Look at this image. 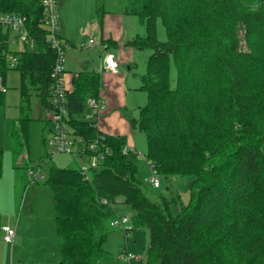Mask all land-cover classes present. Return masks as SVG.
<instances>
[{
	"label": "trees",
	"instance_id": "1",
	"mask_svg": "<svg viewBox=\"0 0 264 264\" xmlns=\"http://www.w3.org/2000/svg\"><path fill=\"white\" fill-rule=\"evenodd\" d=\"M0 2L28 15L36 42L11 50L8 35L0 33V75L20 73V130L12 123L10 135L15 167L27 172L30 100L36 91L45 110L53 107L57 52L40 2ZM126 11L145 27L128 43L151 50L140 86L147 100L129 117L130 125L145 134L146 158L158 177L192 176L190 201L174 212L176 197L154 200L145 193L124 137L102 131L87 115L88 98L100 97L99 72L75 71L64 101L71 153L93 155L96 164L52 166L45 178L54 196L59 264L108 263L110 222L126 213L132 228L149 233L142 264H264V0H130ZM159 20L165 40L157 34ZM53 126L48 117L49 134ZM50 150L43 156L51 157ZM24 153L28 160L19 166ZM2 226L0 214V240Z\"/></svg>",
	"mask_w": 264,
	"mask_h": 264
},
{
	"label": "rangeland",
	"instance_id": "2",
	"mask_svg": "<svg viewBox=\"0 0 264 264\" xmlns=\"http://www.w3.org/2000/svg\"><path fill=\"white\" fill-rule=\"evenodd\" d=\"M129 1L130 0H100L99 3L104 6L105 10L113 9L120 11L125 9ZM60 2H62L58 12L60 20H63L66 23L67 32L70 34V37L76 39L77 42V47H74V49L79 52L80 59L75 60V65L77 66L78 62H80L83 58L86 59L89 57L92 62V60H97L99 57H103L108 50L105 51V49H103V45L99 44L98 24L100 22V15L97 10V0H60ZM134 18L136 19L137 17L134 16ZM157 34L161 40H165L167 38L165 28L160 20L157 23ZM90 38L94 39V43H92V45H86L84 47L80 46L81 41L88 42ZM25 47L32 48L31 46L28 47L22 43H10L11 50H18ZM98 47H100V50H97ZM110 51L111 50L108 52ZM145 51L151 52L149 48L145 49ZM89 52L92 56L91 54L89 56ZM88 68H90V66ZM175 80L176 73L173 68L171 77L173 85ZM4 85L7 87V92L4 93V102L0 105V149L2 150L0 210L3 211L1 212V218H5L6 216L9 217L11 219V224L9 225L15 227L16 231L19 221L24 223V225H27L29 221L32 225L28 226V230L32 232L42 231L45 235L41 239L42 243L39 246L35 241L37 240L35 237H28V251L26 250L27 252L25 254L27 256L22 260V262L20 256L18 255V251L20 252V246L18 244L19 247H17L18 249H16L14 253V264H51L49 263V258L55 255L57 260L52 263L59 264L60 253L58 245L53 243L52 237V234L55 235L56 233L53 211L54 196L51 187L45 183V178L52 166H90L94 162L95 158L90 154L82 156L64 151L52 153L51 157L43 156L47 149L50 150L44 140V137L49 138L51 136L48 132V128L46 127L48 112L43 108L39 95L36 91H33L30 106L31 116L34 119L30 124L29 144L27 149L31 156V162L36 164V166H40L43 177L37 182L27 181L26 169L15 167L14 159L16 157V153H14V144L10 135L13 125L12 123L15 124L17 129H19L17 118L20 115V73L17 69H11L8 72L6 78L4 79ZM142 92H144L147 97L146 91L143 90ZM130 97L133 101L136 96L131 94ZM146 100L147 98H145L143 102H140V105L144 104ZM123 113L129 120L130 116L137 114V107L129 105V108L123 109ZM131 130L135 136V144L131 147V150L134 153H130V157L133 158L138 165L139 178L143 180V189L145 193L154 200L159 199L160 194H164L168 198L176 197L177 200L173 203L172 209L174 212L181 211L190 201L191 191L189 189V185L192 180V176L177 175L170 179L159 177V187H154L148 181H145L146 178L152 176L146 158V137L142 131L135 127L131 126ZM16 172L22 179L21 183H23V181L28 182V185L22 194L21 187H18V190L16 189L15 191L12 186V180L14 179ZM129 212L131 213V211ZM148 242L149 233L143 227H133L127 232H125L121 226L111 227L105 243V248L111 254L112 259L106 264H142L146 255ZM123 248H126L128 251L141 258L133 259L132 262L118 259L117 255ZM11 249V242L4 243V240L1 238L0 264H12L11 258L13 253ZM5 253L7 254V257L2 258Z\"/></svg>",
	"mask_w": 264,
	"mask_h": 264
},
{
	"label": "crops",
	"instance_id": "3",
	"mask_svg": "<svg viewBox=\"0 0 264 264\" xmlns=\"http://www.w3.org/2000/svg\"><path fill=\"white\" fill-rule=\"evenodd\" d=\"M61 3L62 2L58 0V12ZM126 7L124 10L116 11L113 9L105 10L103 6L101 10L102 11L101 20L98 24L99 44L103 45L104 47L103 49H105V51L111 50L110 52L114 53L115 57L118 59L120 63V67L117 71L99 70L100 66L103 63L104 56L99 57L97 60H92V62L89 59V57L86 59L83 58L81 59L80 62H78V65L76 66L75 60L80 59L79 52L74 49V47H77L76 46L77 42L76 39L70 37V34L66 30V23L63 20L62 21L60 20V16H59V23H60L59 34L61 40L67 43L66 44L67 47L65 46L64 48V57H63V66H64L63 79H64L65 87L69 88V90L72 89L73 87L72 75L73 72L75 71L78 70H90L95 72L98 71L100 78L99 98L102 100V104H103L102 109L99 111L97 115L98 127L106 133L123 136L127 146L131 148L135 144V136L131 130V125L129 120L123 113V109L129 108V105H133L138 108L140 102H143L145 98H147L144 92H142L144 89H141L140 86H141V75L146 71V61L150 52L145 51V49L148 48L138 49L128 43V41L132 39L136 34H144L145 27L143 23L138 19L137 15L126 11ZM134 16H136L137 18L135 19ZM97 50H100V47H98ZM88 54L90 56L91 53L89 52ZM89 66L90 68H88ZM131 94L136 96L133 101L131 100L130 97ZM31 164L36 165L33 164L32 162ZM26 175H28L27 172ZM27 179H28L27 181H29L28 176ZM39 179L32 182H37ZM21 180L22 179L20 178V175L16 172V175L12 180V186L15 189V191L16 189L18 190V187H21V194H22V192H24L26 186L28 185L27 184L28 182L23 181V183H21ZM1 212L3 211L0 210V214ZM1 219L3 225L11 224L10 222L11 219L9 217L6 216L5 218L3 217ZM31 225L32 223L29 221L27 225H24V223H22L21 221H19L18 223L16 235L14 238L15 241L11 242V247H12L11 251L13 253L11 258L12 264L15 263L14 253L16 249H18L17 247L19 246H20V252L18 250L17 251H18V255L21 258V262L24 258H26L27 255L25 254L28 251L27 245L29 242L28 240L29 236L35 237L37 239L35 241L36 243H38V246L41 245L42 243L41 239L45 236L44 233H42V231L32 232L28 230V226ZM52 237H53V243L58 245V239L56 233L55 235L52 234ZM4 243H10V242L4 240ZM4 257H7L6 253L3 254L2 258ZM56 260H57L56 255L53 257L51 256V258H49V263L54 264L52 262Z\"/></svg>",
	"mask_w": 264,
	"mask_h": 264
},
{
	"label": "built area",
	"instance_id": "4",
	"mask_svg": "<svg viewBox=\"0 0 264 264\" xmlns=\"http://www.w3.org/2000/svg\"><path fill=\"white\" fill-rule=\"evenodd\" d=\"M38 1L43 6V18L47 29L49 30L48 40L52 47L56 49L57 55L52 70V77L54 79V85L52 88V104L53 107L48 111V116L53 122V130L51 136L48 138V145L53 153L55 152H71L73 141L70 137V133L67 129V124L65 121V115L67 113L66 107L64 105L65 101V85H64V45L60 38V23L58 14V0H33ZM4 4L0 2V33H6L8 35L9 43H22L25 46L35 47L36 42L33 36L30 34L29 29V17L26 13L21 11H12L8 9H3ZM3 7V8H2ZM94 39L90 38L88 42L81 41L80 46L84 47L86 45H92ZM14 64V60L12 61ZM120 67L118 59L115 57L114 53L106 52L103 57V63L99 70H112L117 71ZM0 91L6 92L7 87L4 85V77L0 75ZM88 107L91 111L87 114L89 117L97 115L102 109L103 104L100 98L89 97L87 100ZM90 148H95V143L90 144ZM126 151V148L124 149ZM28 160V154L24 153L20 156L17 161L18 165L22 166ZM93 165L96 164V159H94ZM86 166L83 165V168ZM27 174L30 181H35L40 177H43L40 169L34 167L31 163L28 164ZM152 176L147 178V180L154 186L158 187L160 185L159 177L156 172L151 170ZM131 216L126 213L113 218L110 222L112 226H121L124 230L132 228L130 223ZM3 239L7 242H13L16 229L11 225H3ZM119 259L132 261L133 259H139L140 257L133 254L132 252L123 249L117 255Z\"/></svg>",
	"mask_w": 264,
	"mask_h": 264
}]
</instances>
